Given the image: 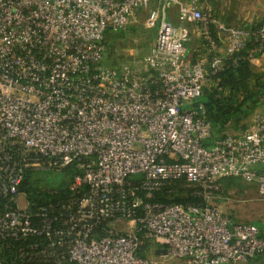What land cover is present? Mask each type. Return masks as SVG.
I'll return each instance as SVG.
<instances>
[{"label":"built area","instance_id":"1","mask_svg":"<svg viewBox=\"0 0 264 264\" xmlns=\"http://www.w3.org/2000/svg\"><path fill=\"white\" fill-rule=\"evenodd\" d=\"M210 1L0 0V264H155L139 255L151 241L184 264L264 258L261 229L209 203L233 177L264 194V116L244 134L213 138L200 103L227 58L252 40L247 59L264 52V24L228 28ZM153 5L148 54L107 66L106 33ZM174 6L177 25L167 20ZM215 30L228 36L224 54ZM193 35L208 57L191 58ZM58 172L69 184L37 195L67 194L34 202V175ZM167 187L205 203L156 202Z\"/></svg>","mask_w":264,"mask_h":264},{"label":"rangeland","instance_id":"2","mask_svg":"<svg viewBox=\"0 0 264 264\" xmlns=\"http://www.w3.org/2000/svg\"><path fill=\"white\" fill-rule=\"evenodd\" d=\"M156 6L141 11L138 15V20H134L128 29L106 33V43L108 47L105 63L107 66L121 65L122 63L137 62V59L131 60V53L134 50H139L140 56L148 54L153 45L157 30L146 27V22L152 17ZM219 20V19H218ZM182 18L178 16V20H168L172 25L182 23ZM134 29V30H133ZM193 33L194 27H190ZM189 44L191 50V58L194 60L208 57V51L203 50V43L195 35L192 37ZM206 48V45L204 43ZM138 57V56H137ZM259 61L257 62L256 60ZM252 69L257 78L250 82V89L252 92L260 90L264 84V52L260 54L255 60H252ZM218 83L209 81L204 89V95L211 92ZM227 94V92H225ZM258 104L251 110V112L238 122H228L225 126V133L227 136H238L244 134L254 124V120L258 116H264V94L259 97ZM259 173L264 174V168L259 170ZM33 180L38 184L39 189H54L60 190L69 184L68 178L64 173H37ZM224 190L220 194L214 195L209 203L217 207L223 214L231 218L234 223L258 224L264 226V194H262L257 181H246L239 177H233L222 181ZM108 228L113 231L127 232L129 230L128 224L117 223L109 224ZM152 245L147 248L140 256L152 261L155 264H184V259L166 257L162 258L156 250L159 247L154 241L150 242ZM255 260V259H254ZM237 264H264V258L257 262H239Z\"/></svg>","mask_w":264,"mask_h":264},{"label":"trees","instance_id":"3","mask_svg":"<svg viewBox=\"0 0 264 264\" xmlns=\"http://www.w3.org/2000/svg\"><path fill=\"white\" fill-rule=\"evenodd\" d=\"M263 24L246 26V28L255 30ZM215 36H217L216 32ZM255 46L256 43L252 40L247 43V47L240 53L227 58L225 69L211 79V81H215L218 84L211 92L203 95L200 100V103H203L207 109V117L212 124L213 138L227 136L224 126L228 122H238L243 116L249 114L258 104L259 97L264 94V84L260 90L252 92L250 89V82L257 76L252 69V60L247 59V53ZM27 186L29 193H31L30 197L34 202L57 201L67 194V191H62V195L60 194L56 197L48 196V198H43V195L40 198L37 195L40 191L37 183H31ZM193 192L194 190L191 188L178 187L175 190L167 187L156 194L155 201L165 204L205 203L203 198H199L196 195L193 196ZM257 226L261 229V237L264 238V226L258 224ZM259 260H262V257L253 259L254 262Z\"/></svg>","mask_w":264,"mask_h":264},{"label":"crops","instance_id":"4","mask_svg":"<svg viewBox=\"0 0 264 264\" xmlns=\"http://www.w3.org/2000/svg\"><path fill=\"white\" fill-rule=\"evenodd\" d=\"M210 4L220 23L228 28H239L264 23V0H211ZM138 15L135 20H138ZM179 15L178 6H174L168 11L167 20H178ZM215 32L216 37L220 41V52L224 54L228 36L225 32H218L216 30ZM202 43L203 50L206 49L205 51H207V46L205 48L203 41ZM256 61L258 62L259 59ZM263 168L264 165L259 170ZM158 250H156V253Z\"/></svg>","mask_w":264,"mask_h":264},{"label":"water","instance_id":"5","mask_svg":"<svg viewBox=\"0 0 264 264\" xmlns=\"http://www.w3.org/2000/svg\"><path fill=\"white\" fill-rule=\"evenodd\" d=\"M157 254H158V255H161V254H163V255H165V256H166V255L168 254V251H167L166 249H163V250H158V251H157Z\"/></svg>","mask_w":264,"mask_h":264}]
</instances>
